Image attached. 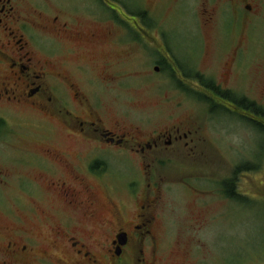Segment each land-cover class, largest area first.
<instances>
[{
  "label": "flooded vegetation",
  "instance_id": "af4514ba",
  "mask_svg": "<svg viewBox=\"0 0 264 264\" xmlns=\"http://www.w3.org/2000/svg\"><path fill=\"white\" fill-rule=\"evenodd\" d=\"M130 1L0 0V215L11 221L0 226V264H158L155 229L169 183L159 168L181 151L217 152L212 131L264 138V84L255 91L247 74L264 47V0H197L199 51L183 64L172 62L167 33L158 50L151 40L157 9L171 0ZM104 48L125 58L89 63ZM143 52L155 72L198 88L200 121L151 128L123 110L120 89L142 75L120 65ZM249 168L226 178L227 200L242 196ZM185 189L198 202L207 193Z\"/></svg>",
  "mask_w": 264,
  "mask_h": 264
},
{
  "label": "rangeland",
  "instance_id": "374dc122",
  "mask_svg": "<svg viewBox=\"0 0 264 264\" xmlns=\"http://www.w3.org/2000/svg\"><path fill=\"white\" fill-rule=\"evenodd\" d=\"M69 1L78 7L85 0ZM87 1L91 3L93 0ZM175 2L171 0L166 3V7L157 9L156 19L152 21L157 39L155 41L152 36L151 40L156 44L155 50H158L161 47V33H167L165 39L168 42L165 44L169 43L172 62L183 64L186 57L192 58L199 51L197 35L201 31V24L196 16L200 6L197 0H186L182 6ZM93 8V12L100 16L101 9ZM125 38L129 40L127 36ZM140 40L143 44L149 43L143 38ZM134 55L130 57V62L122 61L123 66L120 65L119 69L131 70L130 73L136 76L142 75L130 86L120 89H123L119 93L121 100L116 101L122 105L123 110L129 111L135 120L143 124L152 120L151 128L172 127L184 119L193 122L199 120L204 104L199 103L198 88L193 82L183 87L180 74L174 71L155 72L156 64L148 57L149 53L146 57L144 52L141 55L138 53L135 58ZM160 56L158 52L155 59H161ZM255 56L259 57L255 60ZM255 56L252 58V71L247 74L249 82L257 91L264 84V68L256 66L259 60L264 63L263 46H260ZM87 57L89 63L95 65L96 61H121L125 53L121 49L104 48ZM194 59L200 69L203 63L196 57ZM191 74L195 75L196 72ZM248 84L246 81L242 87ZM109 94L106 99L111 105L110 101L114 99ZM236 131L231 135L222 132L214 135L212 131V135L220 137L222 142L215 153L206 151L203 158L191 156L189 151H181L173 158V163L159 168V176L166 177L169 183L163 187L165 196L160 208L162 217L155 229L159 242L158 264H264V152L257 151L255 147L258 144L264 146V138L258 135L250 138L243 129L238 128ZM201 161L205 163L203 174L199 170ZM246 162H251V168L239 178V192L242 196L229 201L223 194L228 181L226 178H233V170L242 168ZM213 170L219 179L217 184L209 180L213 178ZM186 183L207 192L201 195V202L197 201V195L186 191ZM10 223L9 217L0 215V226Z\"/></svg>",
  "mask_w": 264,
  "mask_h": 264
},
{
  "label": "trees",
  "instance_id": "16d2710c",
  "mask_svg": "<svg viewBox=\"0 0 264 264\" xmlns=\"http://www.w3.org/2000/svg\"><path fill=\"white\" fill-rule=\"evenodd\" d=\"M231 195L233 194V192L230 193ZM236 200L239 199L240 197L239 196H235Z\"/></svg>",
  "mask_w": 264,
  "mask_h": 264
}]
</instances>
